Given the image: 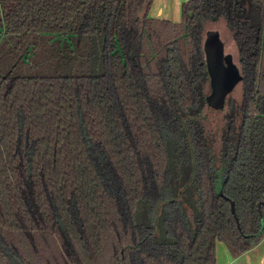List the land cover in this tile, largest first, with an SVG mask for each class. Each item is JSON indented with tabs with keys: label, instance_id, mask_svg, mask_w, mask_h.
<instances>
[{
	"label": "trees",
	"instance_id": "16d2710c",
	"mask_svg": "<svg viewBox=\"0 0 264 264\" xmlns=\"http://www.w3.org/2000/svg\"><path fill=\"white\" fill-rule=\"evenodd\" d=\"M153 1L0 0V264H217V241L237 257L264 238V0H187L179 22ZM221 19L244 109L222 166L192 139V230L167 138Z\"/></svg>",
	"mask_w": 264,
	"mask_h": 264
},
{
	"label": "rangeland",
	"instance_id": "374dc122",
	"mask_svg": "<svg viewBox=\"0 0 264 264\" xmlns=\"http://www.w3.org/2000/svg\"><path fill=\"white\" fill-rule=\"evenodd\" d=\"M207 30H217L223 42L224 54L230 56L232 65L239 64V51L231 32L227 29L223 19L208 25ZM206 38V36H205ZM203 41V45L205 42ZM207 61V60H206ZM205 72L200 78L198 91L194 92V97L185 94L182 97V110L179 111L176 121L178 128L167 138V148L170 159V177L166 188V197L176 201L177 206L181 205L187 215L188 222L192 230L198 223L201 209L198 200V183L196 154L194 152V139L199 143L201 149L207 150L211 155L215 166H222L227 157V147L230 145V137L238 127L243 109L244 92L241 82H237L229 93L224 97V105L219 112L218 118L213 121L209 118V97L213 92L212 75L208 61ZM235 183L230 182L229 187H234ZM139 209L138 219L141 223H150L147 215V203ZM134 206V205H133ZM162 215L164 210L160 211ZM162 221H160L161 225ZM158 241L169 240V235L160 231L157 236Z\"/></svg>",
	"mask_w": 264,
	"mask_h": 264
},
{
	"label": "water",
	"instance_id": "95a60500",
	"mask_svg": "<svg viewBox=\"0 0 264 264\" xmlns=\"http://www.w3.org/2000/svg\"><path fill=\"white\" fill-rule=\"evenodd\" d=\"M207 54V61L212 75L213 92L209 97L208 115L213 121L218 118L219 112L224 105V97L237 83L234 77L230 56L224 54L223 44L217 30H208L204 42ZM232 86V88H229ZM264 199L258 203L261 211V205ZM232 211L235 213V204L232 202Z\"/></svg>",
	"mask_w": 264,
	"mask_h": 264
},
{
	"label": "crops",
	"instance_id": "0c3cea01",
	"mask_svg": "<svg viewBox=\"0 0 264 264\" xmlns=\"http://www.w3.org/2000/svg\"><path fill=\"white\" fill-rule=\"evenodd\" d=\"M185 1L187 0H154L150 15L179 22ZM216 256L217 264H264V238L254 248L237 257L231 255L224 242L217 241Z\"/></svg>",
	"mask_w": 264,
	"mask_h": 264
}]
</instances>
